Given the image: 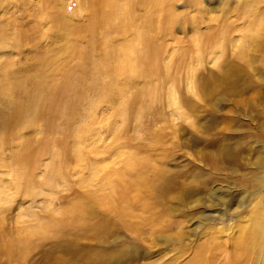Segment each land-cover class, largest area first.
Masks as SVG:
<instances>
[{
    "label": "rangeland",
    "instance_id": "374dc122",
    "mask_svg": "<svg viewBox=\"0 0 264 264\" xmlns=\"http://www.w3.org/2000/svg\"><path fill=\"white\" fill-rule=\"evenodd\" d=\"M92 6L0 0L1 255L21 238L29 241L23 264H194L203 247L201 264H232L240 228L260 204L264 213V0H166L162 12L172 17L161 15L160 29L145 32L156 33L148 40L158 74L130 75L126 99L115 97L121 115L119 105L99 103L101 85L84 78L93 55L66 52L73 43L83 54L90 44ZM72 27L82 28V40H66ZM45 73L57 91L44 86L42 97L38 88L40 97L45 107L57 99L59 111L46 110L34 125L17 109ZM18 80L27 89L6 90ZM140 176L138 200L125 203L135 218L120 219L90 197L108 191L107 179L115 186ZM79 200L89 213L71 212Z\"/></svg>",
    "mask_w": 264,
    "mask_h": 264
},
{
    "label": "bare ground",
    "instance_id": "6f19581e",
    "mask_svg": "<svg viewBox=\"0 0 264 264\" xmlns=\"http://www.w3.org/2000/svg\"><path fill=\"white\" fill-rule=\"evenodd\" d=\"M91 1L93 2V6L91 7L92 12H91V15L89 14L90 16L88 19V30L91 31V35H92L89 39L90 44H88V47L86 49H84L86 51L83 52V54L77 53V49H78L77 47L79 44L75 45L73 43H71L70 48L66 52L70 53L71 57L74 56V57L79 58L80 60H85V61L87 58H89L90 53L93 55L94 61H95V62L93 61L94 62L93 63L94 64V68H93L94 71L91 70V72L90 71L88 72L85 70L84 73H85V75L86 74L87 75L84 78L87 77L88 78L87 81H89L91 79L90 80L91 84H92V82L93 83L96 82L95 84H97V83L100 84L101 85L100 90H99L100 92H99V97H98L97 101H99V103L104 102V103H109L112 105H114V104L119 105V106H117V110H118V112H120V115H121L124 112V107H123L124 102L122 101L120 104H117V103H118L120 97L122 100L126 99V97H127L126 93H124L125 87H123V85L129 84L127 79L130 77V75H132V74L137 75L138 74V77H139L140 74H143V75L145 74V76L148 75L149 79H152L155 76V75L152 76L154 74V72H155V74L157 73V50H156L157 48H156V45L152 44V42H151V40H153V39L148 40L149 38H153V36L155 37L156 33H154L152 37H149L147 39L148 36L146 37L145 32L149 31V30H155L157 32V30L160 29L158 22H159L161 15H164L165 18H169V17H172V14H171V12L170 13L169 12H162V10H164L163 8H164V5L166 3V0H91ZM63 22H65V21H63ZM63 26H64V24H63ZM74 28L72 27L68 31H66V28H65V33L67 34L66 35L67 41H69L73 38L77 39L78 41L82 40V38H83V36L81 35L82 28L78 27V28H76V30ZM82 33H84V32H82ZM112 35H114L115 37L116 36L118 37L119 40L118 39L117 40L119 42H117V43H120L122 40L123 41L122 44L116 45L115 42L111 41L110 37ZM104 37L105 38L107 37V39L104 40ZM108 38L110 40H108ZM110 41H111V43H108ZM154 41L155 40H153V42ZM138 42L143 44V48L147 49V50H145L146 52L144 54H143L142 48H140V50L138 48V47H141V45L136 47V45H138ZM91 46H93V48ZM152 46H155V47H152ZM91 48L94 49L95 54L92 53ZM77 54L79 56H77ZM80 62L83 63V61H80ZM62 63L63 62H61V64ZM54 64H56V63H54ZM54 64H53V66H54ZM49 65H51V64L49 63ZM60 65H59V67H60ZM79 65H81V64H79ZM83 65H85V64H83ZM88 66H89V64H88ZM54 69H55V67H54ZM90 69H91V67H90ZM57 70H59V69H57ZM87 70H89V69H87ZM70 72H73V70ZM77 72H79V74H83V72L82 73L80 71H77ZM77 72H76V74H78ZM45 75H46V73L43 74L42 80H44V79H48V80L43 81L45 83H41V81L40 82L38 81L36 85L34 83L32 88L34 86L37 87V89H36L37 92L35 91V87H34V91H32V92L29 91L30 93L25 92L26 94L29 93L31 95L29 96V94L28 95L25 94L27 96V97L26 96L25 97L28 99V100H25L26 105L18 107V109H17V115L18 116H23L25 118H27V117L31 118V120L28 121V123H31L34 125H36L35 123H37L39 120H41L43 115L46 114V112H45L46 110L51 109V108H56V110L59 109L57 106V104H59L58 100L55 98H52V97L50 98V96H49V95L52 96L53 92L57 91V90L54 91V89H56L58 84L57 83H49V80H50L49 77L50 76L48 78H45L46 77ZM47 76H48V74H47ZM124 76L127 77L126 80H124V81H126V82H124V84L122 83V81L120 84H119V82L115 81V79L117 77L120 78V77H124ZM150 76H151V78H150ZM104 77H108L109 79L104 78ZM77 79H79V78H77ZM77 79H75L76 85L81 86V85L85 84V82H83V80H81L79 82V80L77 81ZM80 79H82V77ZM86 79H85V81H86ZM105 79H108V80H105ZM75 80H73V82ZM149 81H151V80H149ZM73 82H72V84H73ZM77 82H79V84H77ZM26 83H27V81H26ZM87 83H89V82H87ZM150 83H152V82H150ZM150 83L148 85H150ZM27 84L29 85V82ZM54 84H56V85H54ZM67 85L71 86L70 84H67ZM88 85L86 87L87 89L90 87V86L88 87ZM19 86L20 87L21 86L26 87V84H24L23 82H19V80L13 81L11 83V85L7 87L6 90L10 89L9 91H12V89L19 87ZM44 86H48L50 89L48 87H47V89H49V91L52 93L49 95L47 94L49 96L48 98L50 101V105L52 104L51 107L46 106L47 109L44 106L45 105L44 102H42V99L40 97L41 93L39 90L41 87H44ZM74 87H75V85L73 86V88ZM84 87L85 86H83V88ZM70 88H72V87H70ZM98 88H99V86H98ZM26 89H27V87H26ZM47 89L45 87L43 88L44 91L41 89L43 91L42 97H44V95H45L44 93H46L45 90H47ZM66 89H67V87H66ZM87 89H85V90H87ZM89 90H92V89L90 88ZM114 91H116V93H118V94L113 93ZM55 94H54V96H55ZM76 95H77V93H76ZM117 96L118 97L120 96L119 99L118 98L115 99V97H117ZM45 100H46V98H45ZM46 101H48V99ZM97 101H95V102H97ZM53 104H54V106H53ZM94 105L92 106L93 109L95 107ZM66 108H68V106ZM66 108H65V110H66ZM63 109H64V107H63ZM115 109H116V107H115ZM21 119L22 118H20L18 120H21ZM81 132H82V130H81ZM81 132H79V134H80V136H83V133H81ZM79 143H81V142H79ZM45 147H47V146L45 145ZM80 149H81L80 145L77 144L76 153H77L78 158H79V156H81ZM82 150H83V148H82ZM83 158H84V155H83ZM138 165H143V164L142 163H139V164L133 163L132 168L135 166H138ZM129 169H131V168H129ZM145 185H146L145 178H143L141 176L139 178L134 179V180H128V181H122L121 179H119L115 186H112L111 179H107L104 186L108 191L106 193L101 194V195H97V194L93 193L90 197L92 200L95 201V203H98L102 208H105L109 211H114V213H116L118 215L120 214L119 215L120 219L125 218L126 220H130V217H132V218L136 217L135 215L133 216V212H130V209H129V206L132 205L133 202H136L138 200L137 195H136L137 193L135 191L138 190L140 187H144ZM79 201L77 202V204L74 207H72L71 212H75L76 214H81V215L84 213H87V212L89 213L90 207L88 205H86V203L83 202L82 200H79ZM125 203L129 204V206H126ZM142 208H143V206H142ZM70 219H73V218H70ZM251 219L252 220L248 226H243L240 228V236L237 239L236 244H235L237 247V250L233 254L232 264L235 263V261H234L235 258H237L238 261H239V259H243L244 261H246V263L253 262L254 264H256L257 253L264 250V213H263V210H261V204H260V207L256 210L253 218H251ZM60 225H62V224H60ZM126 225H128V223ZM28 243H29L28 240L16 238L10 243L8 252H4V254H2V255L0 253V257L6 256L8 259H10L12 261L17 259V257H18L19 260L22 261L21 263L23 264L24 262H26L27 247L29 246ZM207 248L208 247H203L201 249L199 256H198V260L194 264H201L202 262H204V253L206 252ZM2 250H4V249H2ZM205 260L208 261L207 258H205Z\"/></svg>",
    "mask_w": 264,
    "mask_h": 264
}]
</instances>
